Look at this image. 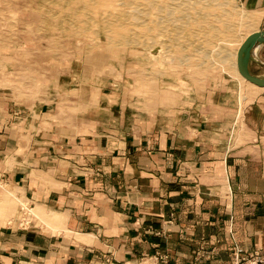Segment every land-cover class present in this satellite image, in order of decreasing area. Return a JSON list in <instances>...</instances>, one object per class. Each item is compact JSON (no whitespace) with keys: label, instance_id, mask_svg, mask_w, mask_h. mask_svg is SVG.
<instances>
[{"label":"crops","instance_id":"crops-1","mask_svg":"<svg viewBox=\"0 0 264 264\" xmlns=\"http://www.w3.org/2000/svg\"><path fill=\"white\" fill-rule=\"evenodd\" d=\"M239 1L264 33V0ZM252 58L264 79V44ZM249 85L244 106L213 93L140 125L104 97L77 100L87 110L72 125L55 100L0 108V213L12 200L41 217L20 228L13 209L0 215V264H230L235 248L263 253L264 88Z\"/></svg>","mask_w":264,"mask_h":264},{"label":"rangeland","instance_id":"rangeland-1","mask_svg":"<svg viewBox=\"0 0 264 264\" xmlns=\"http://www.w3.org/2000/svg\"><path fill=\"white\" fill-rule=\"evenodd\" d=\"M255 14L239 0H0V108L55 100L72 125L89 97H104L126 125H140V115L173 116L213 93L244 106L254 87L233 56L259 29ZM10 202L0 215L13 209L20 228L40 220L27 202L18 213Z\"/></svg>","mask_w":264,"mask_h":264},{"label":"water","instance_id":"water-1","mask_svg":"<svg viewBox=\"0 0 264 264\" xmlns=\"http://www.w3.org/2000/svg\"><path fill=\"white\" fill-rule=\"evenodd\" d=\"M262 44H264V33L255 32L246 38L237 53V70L240 76L246 82L258 88H264V79L253 76L249 72L248 66L252 57L251 51L257 49Z\"/></svg>","mask_w":264,"mask_h":264},{"label":"built area","instance_id":"built-area-1","mask_svg":"<svg viewBox=\"0 0 264 264\" xmlns=\"http://www.w3.org/2000/svg\"><path fill=\"white\" fill-rule=\"evenodd\" d=\"M233 264H264V252L245 253L240 248H235Z\"/></svg>","mask_w":264,"mask_h":264},{"label":"bare ground","instance_id":"bare-ground-1","mask_svg":"<svg viewBox=\"0 0 264 264\" xmlns=\"http://www.w3.org/2000/svg\"><path fill=\"white\" fill-rule=\"evenodd\" d=\"M190 11V10H189ZM137 15V14H136ZM138 15H139V12H138ZM142 15V14H141ZM140 15V16H141ZM261 16V14H255V17H260ZM124 17V16H123ZM136 18H138L137 16H135ZM140 18V17H139ZM128 19V18H127ZM131 19V18H130ZM130 19H128V20H130ZM137 21H138V19H137ZM254 25V24H253ZM252 27V26H251ZM253 34V33H252ZM251 34H249V35H247L242 41H241V43L239 44V48H240V46L243 44V42L246 40V38L248 37V36H250ZM239 48H238V50H239ZM258 49V48H257ZM257 49H255V50H253V51H251V56L253 57L254 56V54L256 53V51H257ZM238 50L235 52V55L233 56V57H235V69H234V71H235V73L239 76V77H241L240 76V74H239V72H238V70H237V53H238ZM251 57V58H252ZM256 58V57H255ZM253 59V58H252Z\"/></svg>","mask_w":264,"mask_h":264}]
</instances>
